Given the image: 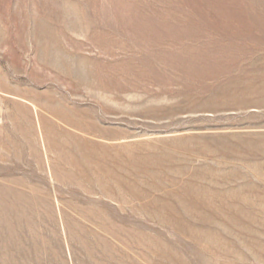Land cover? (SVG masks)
<instances>
[{
    "label": "rangeland",
    "instance_id": "rangeland-1",
    "mask_svg": "<svg viewBox=\"0 0 264 264\" xmlns=\"http://www.w3.org/2000/svg\"><path fill=\"white\" fill-rule=\"evenodd\" d=\"M0 264H264V0H0Z\"/></svg>",
    "mask_w": 264,
    "mask_h": 264
}]
</instances>
